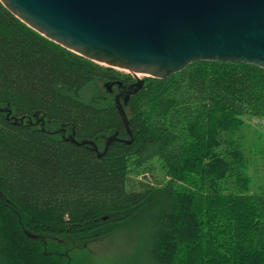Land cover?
<instances>
[{
  "label": "trees",
  "instance_id": "trees-1",
  "mask_svg": "<svg viewBox=\"0 0 264 264\" xmlns=\"http://www.w3.org/2000/svg\"><path fill=\"white\" fill-rule=\"evenodd\" d=\"M143 79L124 106L129 143L98 157L62 138L73 133L100 152L108 136L128 139L111 95L133 79L46 39L0 3V264H68L61 244L95 241L136 218L132 259L141 264H264V185L246 192L235 138L244 115L264 116V69L199 61ZM97 80L104 93L84 100ZM5 109L59 131L13 123ZM153 160L169 180L135 181Z\"/></svg>",
  "mask_w": 264,
  "mask_h": 264
},
{
  "label": "water",
  "instance_id": "water-1",
  "mask_svg": "<svg viewBox=\"0 0 264 264\" xmlns=\"http://www.w3.org/2000/svg\"><path fill=\"white\" fill-rule=\"evenodd\" d=\"M26 26L87 60L127 71L134 82L117 81L114 105L128 139L105 138L100 152L94 141H76L73 133L62 138L87 145L100 157L113 142L129 143L131 131L124 110L131 95L144 85L136 74L163 79L199 61L235 62L264 69V0H0ZM113 82L104 87L111 93ZM13 123L39 125L43 118L15 117ZM34 117L37 112L32 114ZM2 194L0 193V197ZM29 238H40L25 231Z\"/></svg>",
  "mask_w": 264,
  "mask_h": 264
},
{
  "label": "rangeland",
  "instance_id": "rangeland-1",
  "mask_svg": "<svg viewBox=\"0 0 264 264\" xmlns=\"http://www.w3.org/2000/svg\"><path fill=\"white\" fill-rule=\"evenodd\" d=\"M112 69L121 76L132 77L127 71ZM138 77L148 76L140 74ZM132 79L134 81L133 77ZM103 83V80H97L93 85L84 88L81 97L88 100L93 95L104 93ZM115 93L114 88L111 97ZM242 119L244 123L236 132L235 138L241 144L246 158V173L250 181L246 192L257 193L264 185V116L246 114ZM150 167L133 177L134 180L157 186L169 180L165 170L156 160L151 162ZM140 237V223L136 218L114 225L108 235L100 239L86 244H73L69 241L64 246L61 244L59 249L61 253L66 254L68 264H141V261L132 259L138 251Z\"/></svg>",
  "mask_w": 264,
  "mask_h": 264
},
{
  "label": "flooded vegetation",
  "instance_id": "flooded-vegetation-1",
  "mask_svg": "<svg viewBox=\"0 0 264 264\" xmlns=\"http://www.w3.org/2000/svg\"><path fill=\"white\" fill-rule=\"evenodd\" d=\"M127 82V84H129V83H132V82H134V81H132V80H127L126 81ZM35 121H36V119H35ZM35 121H33V122H35ZM37 126H39V125H37ZM62 136V135H61ZM65 136V135H64ZM66 137V136H65Z\"/></svg>",
  "mask_w": 264,
  "mask_h": 264
},
{
  "label": "bare ground",
  "instance_id": "bare-ground-1",
  "mask_svg": "<svg viewBox=\"0 0 264 264\" xmlns=\"http://www.w3.org/2000/svg\"><path fill=\"white\" fill-rule=\"evenodd\" d=\"M136 75L139 76L140 74L137 73Z\"/></svg>",
  "mask_w": 264,
  "mask_h": 264
}]
</instances>
